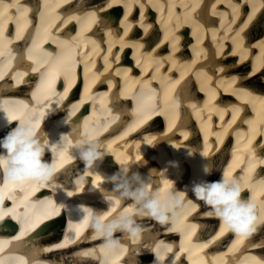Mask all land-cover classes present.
Returning a JSON list of instances; mask_svg holds the SVG:
<instances>
[{
  "label": "bare ground",
  "instance_id": "obj_1",
  "mask_svg": "<svg viewBox=\"0 0 264 264\" xmlns=\"http://www.w3.org/2000/svg\"><path fill=\"white\" fill-rule=\"evenodd\" d=\"M144 46L151 48L144 52ZM160 48L166 52L163 57L156 55ZM97 60L103 64L96 65ZM62 75L65 84L60 92ZM9 80L16 88L27 84L31 99L49 106L57 104L55 113L62 118L46 128L45 142L47 151L64 158L56 163L62 175L54 179L63 185L73 176L84 191L74 192L71 186L62 192L54 182L47 186L33 183L32 188L24 182L13 184L9 193L0 190V264L24 261L20 255L7 252V246L12 244L9 238L21 239L29 232L20 229L10 237L1 233L14 228L10 214L16 216L17 230V224L20 228L23 223L22 215L29 211L31 216L37 208L47 207L38 221L45 222L41 229L50 228L57 221L59 205L72 210L77 201L72 195H89L92 192L87 190L99 184L103 191L94 192L92 201L111 202L100 227L89 230L92 237L84 235L64 244L53 237L45 246H32V250L49 256L48 262L36 264H264V196H260L264 194V0H0V88L10 89ZM180 82L182 87L175 91V84ZM75 85L72 93L79 92L78 102L70 103L65 98ZM134 93L144 97L141 103L150 108L155 104L152 112L166 115L164 127L161 123L153 126L157 118L148 114L143 104L126 107V100ZM229 95L237 104L222 107L217 103L228 102ZM24 97L28 100V94ZM85 102L92 106L86 119L91 131L84 123L83 132L74 139L76 125H71L62 147L63 130ZM22 103L27 101L17 92L0 96V127L6 123V130L12 131L11 119L4 121L3 113L8 110L20 116ZM131 111L147 114L146 120L136 124L129 116ZM34 120L40 125L44 119L35 116ZM157 126L162 128L156 133ZM68 146L77 150L67 158ZM93 146L98 147L103 159L81 173L85 166L81 153ZM109 151L124 156L114 174L104 161ZM134 163L140 172L129 171ZM209 165L211 174L206 175L204 170ZM223 173L237 178L245 188L242 198H250L257 206L261 223L249 239L238 240L231 232H223L218 220L204 215L208 209L194 195V186L219 181ZM89 178L95 184L88 185ZM187 178L186 186L174 194L180 202L176 200L170 215L179 221L177 225L161 224L142 215L137 203L141 192L147 196L158 193L163 198L171 194L166 189L174 190V185L185 184ZM128 180L132 181V194L123 190ZM4 184L9 183L0 174V185ZM39 188L36 199L43 198L42 204L31 202L32 192ZM188 193L189 199L184 201ZM123 194L128 195L127 201ZM71 196L73 199L67 201ZM131 196L134 201L126 205ZM90 201L86 206L81 201L86 211H80L77 223L89 215ZM126 211L130 218L122 216ZM119 216L120 225L134 220L140 234L132 238L116 231L114 222ZM26 218L33 223V218ZM61 231L57 225L55 232ZM70 232L76 237L81 229ZM108 237L118 241L116 247L106 246ZM93 238L99 240L93 242ZM129 241L132 246L127 245ZM28 256L33 259L35 254Z\"/></svg>",
  "mask_w": 264,
  "mask_h": 264
},
{
  "label": "clouds",
  "instance_id": "obj_2",
  "mask_svg": "<svg viewBox=\"0 0 264 264\" xmlns=\"http://www.w3.org/2000/svg\"><path fill=\"white\" fill-rule=\"evenodd\" d=\"M16 123L17 127L0 144L3 148L0 152V173H3L7 183L22 185L24 182H30L49 185L56 177V164L54 160L45 161L44 159L47 147L37 133L35 121ZM65 136L61 137V142ZM60 151L62 152L63 148ZM80 159L86 169H90L97 160L102 161L103 154L96 146L88 147L81 153ZM211 170V166H207L204 170L205 174H211ZM193 191L196 199L202 201L208 209L204 215L218 220L221 230L231 232L236 239H249L260 226L261 220L257 214V206L250 198H242L244 189L237 178L223 173L219 181L194 186ZM180 195L183 196L185 193ZM146 196L147 193L141 192L137 199V203L144 200L142 215L161 224L175 222L170 213L178 199L177 196L166 194L161 198L158 193H154L145 199ZM115 227L132 238L141 232L140 226L132 219ZM117 244V240L107 238L108 248H114Z\"/></svg>",
  "mask_w": 264,
  "mask_h": 264
},
{
  "label": "rangeland",
  "instance_id": "obj_3",
  "mask_svg": "<svg viewBox=\"0 0 264 264\" xmlns=\"http://www.w3.org/2000/svg\"><path fill=\"white\" fill-rule=\"evenodd\" d=\"M86 126H87V127H89V129H90V131H91V126H90L89 124H87V123H86ZM80 132H83V128H82V129H80ZM154 132H156V133H157V131H156V130H154ZM187 132H188L189 134H191L190 130H188ZM160 158H162V156H160ZM195 161H196V160H195ZM158 163H159V161H158V160H157V161H154V163H153V166H154V167H156V166H155V164H158ZM86 170H87V169H86ZM134 182H136V181H134ZM59 233H60V232H59ZM118 238H119V237H118Z\"/></svg>",
  "mask_w": 264,
  "mask_h": 264
},
{
  "label": "snow or ice",
  "instance_id": "obj_4",
  "mask_svg": "<svg viewBox=\"0 0 264 264\" xmlns=\"http://www.w3.org/2000/svg\"><path fill=\"white\" fill-rule=\"evenodd\" d=\"M0 204H2V198H0ZM3 219V216L2 215H0V220H2ZM96 227L97 228H99L100 227V225L99 224H97L96 225ZM109 232H110V229H109Z\"/></svg>",
  "mask_w": 264,
  "mask_h": 264
}]
</instances>
